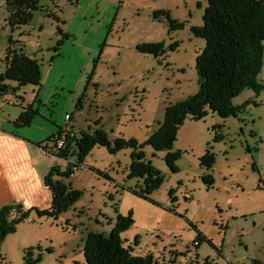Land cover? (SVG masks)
<instances>
[{
  "label": "rangeland",
  "instance_id": "374dc122",
  "mask_svg": "<svg viewBox=\"0 0 264 264\" xmlns=\"http://www.w3.org/2000/svg\"><path fill=\"white\" fill-rule=\"evenodd\" d=\"M206 6L205 0H38L29 23L11 28L0 0V74L10 39L34 57L41 77L39 88H20L19 103L12 92L0 98V116L11 112L17 119L37 93L39 115L29 127L6 128L42 149L53 148L65 126L76 138L101 131L111 145L133 139L162 176L148 199L141 198L132 191L145 190L146 176L131 177L133 150L94 146L64 179L79 192L76 202L56 218L31 212L5 237L0 264H24V251L39 257L38 264H86L88 235L108 237L117 218L128 215L133 223L119 235L122 248L151 256L154 264H264V41L261 91L239 93L231 104L241 109L226 118L212 112L200 121L187 118L169 151L178 154L174 170L167 151L145 144L169 104L197 93L195 58L204 41L191 30L202 25ZM160 11L169 19L154 20ZM156 43L164 45L157 59L136 52ZM207 150L210 168L201 163ZM50 155V166L60 170L77 161ZM197 232L212 245L200 241L189 252Z\"/></svg>",
  "mask_w": 264,
  "mask_h": 264
},
{
  "label": "trees",
  "instance_id": "16d2710c",
  "mask_svg": "<svg viewBox=\"0 0 264 264\" xmlns=\"http://www.w3.org/2000/svg\"><path fill=\"white\" fill-rule=\"evenodd\" d=\"M205 1L207 6L202 17V25L191 30L194 37L204 41V48L195 58L197 93L181 102L169 104L165 108L162 123L145 143L156 152L167 151L166 162L171 170L175 169L173 162L178 154L169 151L176 141L179 128L187 118L200 121L208 112L216 113L221 118L234 115L241 107L232 106L233 98L246 89L256 95L262 89L257 78L262 69L263 58L264 0ZM37 4L38 0H5V7L9 13L8 26L14 28L27 25ZM163 17L169 19L167 13L162 11L153 15V19L157 21ZM170 27L174 29L176 24L170 22ZM61 36L66 38L62 34ZM18 42L9 39V43L13 46L5 52V68L0 74V95L15 93L28 85L40 87L39 65L34 57L24 51L21 44L17 46ZM163 46V43L143 44L136 47V52L157 59L164 53ZM10 83L16 86L11 87ZM35 102H37V93L32 103L22 108L13 123L15 127H28L39 115L38 110L33 106ZM62 132L63 129L59 128L53 138L54 147L50 150L43 148L44 151L63 159L68 158L69 155L75 156L77 161L69 162L64 170L54 166L44 177L43 185L51 193V203L47 209H25L20 203H10L0 208V249L5 237L15 232L17 226L25 221L31 212H35L38 217L56 218L76 202L79 192L73 190L69 183L65 184L64 179L71 177L78 166H83L85 156L94 146L105 147L110 153L124 148L133 150L129 167L131 177L146 176L145 190L140 193L132 191L133 194L148 199V195L162 183V176L145 161L140 150L141 146L135 140L125 141L117 138L111 145L101 131L92 134L80 132L79 138L71 137L68 131L64 147L57 149L56 140ZM53 150L56 152L54 153ZM213 161L212 154L207 150L201 158L202 165L210 168ZM132 223L130 215L126 218L118 217L116 226L108 237L102 234L88 235L83 246L86 264H154L151 256H133L130 250L122 248L119 235ZM200 241L212 245L210 240L197 232L194 240L197 247ZM39 260V257L33 259L31 251H24V264H38ZM205 264H208L207 259Z\"/></svg>",
  "mask_w": 264,
  "mask_h": 264
},
{
  "label": "crops",
  "instance_id": "0c3cea01",
  "mask_svg": "<svg viewBox=\"0 0 264 264\" xmlns=\"http://www.w3.org/2000/svg\"><path fill=\"white\" fill-rule=\"evenodd\" d=\"M4 95L7 94L0 95V98ZM11 95L19 103V90ZM10 113L5 118L0 116V208L10 203H20L25 209H47L51 203V193L43 185V179L52 168L46 158L50 154L35 140L30 142L28 137L6 128V123L13 124L16 120L15 114ZM65 127L69 129L71 137H76L72 127Z\"/></svg>",
  "mask_w": 264,
  "mask_h": 264
},
{
  "label": "built area",
  "instance_id": "2783aa9c",
  "mask_svg": "<svg viewBox=\"0 0 264 264\" xmlns=\"http://www.w3.org/2000/svg\"><path fill=\"white\" fill-rule=\"evenodd\" d=\"M69 131L67 127L63 129V132L60 134V137L56 140V148L62 149L65 145L66 133ZM197 248V243L193 242L191 245L187 246V250L190 252H195Z\"/></svg>",
  "mask_w": 264,
  "mask_h": 264
}]
</instances>
